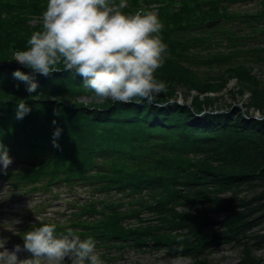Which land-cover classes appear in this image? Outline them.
<instances>
[{"label": "trees", "instance_id": "trees-1", "mask_svg": "<svg viewBox=\"0 0 264 264\" xmlns=\"http://www.w3.org/2000/svg\"><path fill=\"white\" fill-rule=\"evenodd\" d=\"M142 1L146 12L157 5L167 45L154 73L166 91L154 104L101 103L62 64L49 76L19 65L13 53L42 31V20L30 21L47 0H0V142L13 161L7 175L30 192L91 186L98 196L67 227L40 224L92 237L101 260H108L105 249L137 247L209 264L214 249L230 244L240 250L234 264H264L255 253L264 249V233L252 232L264 223V80L252 72L264 64V0ZM142 1L127 0L122 11L133 14ZM237 1L259 6L229 10ZM215 18H223L218 27L204 26ZM17 68L33 76L35 93L13 77ZM219 92L231 101L222 103ZM21 99L31 111L17 120Z\"/></svg>", "mask_w": 264, "mask_h": 264}, {"label": "clouds", "instance_id": "clouds-1", "mask_svg": "<svg viewBox=\"0 0 264 264\" xmlns=\"http://www.w3.org/2000/svg\"><path fill=\"white\" fill-rule=\"evenodd\" d=\"M127 7V0H47L42 31L33 33L27 50L15 51L12 60L43 76L61 70L57 65L62 64L101 103L154 104L166 91L154 76L167 49L159 35L163 24L155 12L126 14L122 10ZM12 75L25 83L27 92H36L33 76L20 68ZM15 111L20 120L31 106L21 99ZM60 133L59 128L53 133L54 147ZM12 162L0 142V175L7 174ZM55 233V224H32L22 236L23 246L9 251L0 245V264H103L92 237ZM20 252L29 255L20 259Z\"/></svg>", "mask_w": 264, "mask_h": 264}, {"label": "rangeland", "instance_id": "rangeland-1", "mask_svg": "<svg viewBox=\"0 0 264 264\" xmlns=\"http://www.w3.org/2000/svg\"><path fill=\"white\" fill-rule=\"evenodd\" d=\"M259 4L255 2H234L229 3L228 8L231 11H244V10H255ZM154 12V11H153ZM42 20V16L39 18H34L30 21L31 24H34L37 20ZM222 46H226V42H221ZM203 48V47H201ZM194 51H191L189 54L192 55ZM227 52V51H226ZM20 65V64H19ZM196 68H204L205 66H197ZM216 68H214L215 70ZM253 73H255L258 77H260L262 80H264V64L262 65H255L253 67ZM235 81L231 80L227 87L230 88L232 85H234ZM223 91V90H222ZM181 89H179V92H177L178 97L177 101L182 102L181 98ZM194 92V91H193ZM209 94L213 95V92H210ZM221 96H223L224 100L222 103H229L231 101L230 97L227 96V94L223 92H219ZM246 97V96H245ZM79 99H88L87 96H80ZM244 99V98H243ZM241 98L239 99V104L243 101ZM225 104H219L221 107H225ZM257 111L255 112V115H257ZM29 166V165H28ZM37 166V165H36ZM21 165H18L16 168H20ZM11 172H13L11 170ZM114 177H121L118 175H115ZM127 176H122L123 179H126ZM1 182V181H0ZM0 185H2L0 183ZM70 188L69 186H67ZM56 190L57 197H53L50 200H47L48 203L45 205L46 212L40 216L41 220L46 219L49 221H55L60 223L61 225L67 227L69 224L70 217L72 216L70 211L73 209H69L68 202L75 203L76 198L81 197L80 199H77V206L82 205L85 202V198L88 200L93 195L98 196V194L94 193L90 187L86 188L81 185H76L72 187L74 194H69V191L65 187H61V185H58ZM4 192L5 194L0 195V204H4L5 207L3 208V213L0 214V245H6V248L12 249L13 246V240L12 236L15 235L16 239H18L21 243L20 245L23 246V239L22 236L24 234L23 228L20 225L23 224H33L29 220H25L26 218L23 217V214L26 213V209L28 211H31L32 214H34L37 209L36 204L37 201L41 199V197L44 194L42 190L38 191L39 194L36 197V200L31 201L33 198H30V196L27 195L26 198L23 199V197L15 198L20 194L19 190L12 191L9 188L6 187H0V192ZM25 194V193H23ZM30 194V193H26ZM12 199V200H11ZM8 200V201H7ZM11 200V201H10ZM7 201V202H6ZM8 203V204H6ZM73 207V206H72ZM185 208V207H183ZM75 211H79L80 208L76 207L74 209ZM145 216V215H143ZM222 214L215 216L216 218H221ZM264 221V218L261 219V222ZM131 222H133V219H131ZM264 224V223H263ZM261 225L255 226L252 229V232L258 231L259 233H264V227ZM12 244V245H10ZM15 247V246H14ZM96 251L98 252V248L95 247ZM257 255L264 256V249L261 248L259 250H256L255 252ZM106 254L108 260L102 259L103 264H109V260L111 261V264H188L189 259L187 257H183L181 254H176L175 256H171L167 253L166 249H161L159 251H145L143 248H137V247H124L121 249L111 248V249H105L104 253ZM20 259L26 258V252H20L19 254ZM240 258V250L238 247L232 246L230 244H221L216 249L212 251V253L209 255V264H234L238 259Z\"/></svg>", "mask_w": 264, "mask_h": 264}, {"label": "water", "instance_id": "water-1", "mask_svg": "<svg viewBox=\"0 0 264 264\" xmlns=\"http://www.w3.org/2000/svg\"><path fill=\"white\" fill-rule=\"evenodd\" d=\"M217 22H219V20H211V21H207L205 24L207 26H212V25H215Z\"/></svg>", "mask_w": 264, "mask_h": 264}]
</instances>
